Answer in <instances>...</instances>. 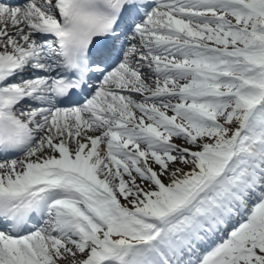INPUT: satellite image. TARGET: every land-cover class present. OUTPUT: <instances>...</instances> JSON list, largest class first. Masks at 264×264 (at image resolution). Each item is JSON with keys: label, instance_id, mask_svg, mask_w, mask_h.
Listing matches in <instances>:
<instances>
[{"label": "snow or ice", "instance_id": "1", "mask_svg": "<svg viewBox=\"0 0 264 264\" xmlns=\"http://www.w3.org/2000/svg\"><path fill=\"white\" fill-rule=\"evenodd\" d=\"M0 264H264V0H0Z\"/></svg>", "mask_w": 264, "mask_h": 264}]
</instances>
